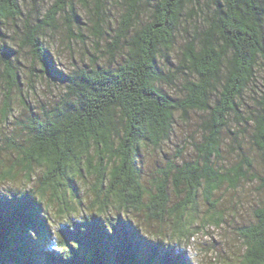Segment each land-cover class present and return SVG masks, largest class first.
I'll list each match as a JSON object with an SVG mask.
<instances>
[{
	"label": "clouds",
	"instance_id": "9594fccd",
	"mask_svg": "<svg viewBox=\"0 0 264 264\" xmlns=\"http://www.w3.org/2000/svg\"><path fill=\"white\" fill-rule=\"evenodd\" d=\"M25 197L60 264L94 220L134 264H264V0H0V201Z\"/></svg>",
	"mask_w": 264,
	"mask_h": 264
},
{
	"label": "trees",
	"instance_id": "16d2710c",
	"mask_svg": "<svg viewBox=\"0 0 264 264\" xmlns=\"http://www.w3.org/2000/svg\"><path fill=\"white\" fill-rule=\"evenodd\" d=\"M86 227L83 234L66 233L80 244V250L73 253L72 264H134L136 256L151 251L126 225L121 224L112 236L95 220ZM28 228L38 232L39 242L26 238ZM11 245H16L21 255L43 257V264H60L55 254L46 250V232L38 209L27 197L11 203L0 201V255H11Z\"/></svg>",
	"mask_w": 264,
	"mask_h": 264
}]
</instances>
